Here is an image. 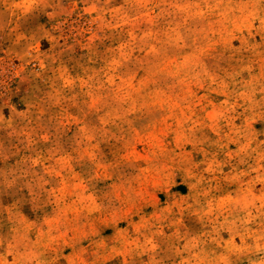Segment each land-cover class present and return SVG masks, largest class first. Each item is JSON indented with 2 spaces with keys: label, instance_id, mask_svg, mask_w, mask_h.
I'll return each mask as SVG.
<instances>
[{
  "label": "rangeland",
  "instance_id": "rangeland-1",
  "mask_svg": "<svg viewBox=\"0 0 264 264\" xmlns=\"http://www.w3.org/2000/svg\"><path fill=\"white\" fill-rule=\"evenodd\" d=\"M0 264H264V0H0Z\"/></svg>",
  "mask_w": 264,
  "mask_h": 264
}]
</instances>
